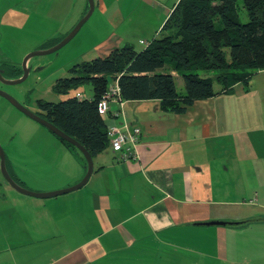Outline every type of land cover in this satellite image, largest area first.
<instances>
[{"label": "crops", "instance_id": "crops-1", "mask_svg": "<svg viewBox=\"0 0 264 264\" xmlns=\"http://www.w3.org/2000/svg\"><path fill=\"white\" fill-rule=\"evenodd\" d=\"M35 1L14 0L22 7L13 5L15 12L30 10ZM73 1L47 4L58 35L65 36L88 8L81 1L72 15ZM177 2L94 0L90 16L96 12L95 22L113 35L95 48L107 53L127 44L114 32L120 29L125 37L152 35L138 39L134 48L143 49L161 34ZM13 17V30L21 29L19 21L26 25L23 13ZM167 71L174 82L181 76ZM249 84L238 83L230 93L214 87L216 95L195 100L184 113L164 110L154 99L110 102L102 119L107 128L140 127L138 142L126 143L135 158L119 159L108 142L92 156L93 171L77 190L38 198L15 190L1 174L0 264H97L113 256L151 264H264V100ZM76 94L82 95L69 96ZM63 148L60 158L5 157L6 169L33 191L70 187L82 179L84 163ZM256 217L239 226L194 224Z\"/></svg>", "mask_w": 264, "mask_h": 264}, {"label": "trees", "instance_id": "trees-1", "mask_svg": "<svg viewBox=\"0 0 264 264\" xmlns=\"http://www.w3.org/2000/svg\"><path fill=\"white\" fill-rule=\"evenodd\" d=\"M240 1L247 15L244 22L236 0H178L161 34L143 49L124 44L104 56L75 63L69 69L71 76L58 78L52 90L65 95L89 83L92 97L38 101L42 116L94 156L108 144L97 102L111 77L119 75L124 100L154 99L173 113H184L195 100L216 95L215 82L226 93L238 83L247 86L254 73L264 69V0ZM167 69L181 75L183 94L177 92ZM210 71L216 72L214 78L201 75Z\"/></svg>", "mask_w": 264, "mask_h": 264}, {"label": "rangeland", "instance_id": "rangeland-1", "mask_svg": "<svg viewBox=\"0 0 264 264\" xmlns=\"http://www.w3.org/2000/svg\"><path fill=\"white\" fill-rule=\"evenodd\" d=\"M50 1L51 0H36L32 3L30 10L19 11L25 15L24 23L26 25H22V21H19L21 29L19 30L15 28V30H13L11 28L12 23L8 22L11 17L19 14V12H15L18 11V9L14 8L19 7V5H16L14 0H0V69L3 70L2 74L5 79H13L20 75L22 61L25 55L32 51H41L51 48L64 37L56 34L58 22L45 14L47 4ZM81 1L88 6L87 0H74L72 2L73 6H71L72 15L76 14L77 6L79 10L82 8ZM166 1L168 4H172L174 0ZM13 5L15 6L13 7ZM150 6L152 5L150 4ZM236 8L240 14L241 20L243 22L246 21L247 15L240 0H236ZM34 9L38 10L34 11ZM96 14L97 13L95 12L93 16H90V18H88L81 26L76 35L60 49L48 54L31 57L26 63L29 68L28 75L22 82L9 85L0 81V89L10 94L19 103L31 111L38 110V101L58 102L77 91L82 94L84 99H90L92 92L89 83H84L77 89L70 90L65 95L53 92L52 85L58 78L71 76L69 69L75 63L90 60L97 55L102 56L109 53H102L103 51L95 48L101 40L106 41L108 38L110 40L113 37L112 34H109V29L102 21L95 22ZM15 27H17V25H15ZM114 32L119 36L122 34L125 38L124 42L132 44L136 48L139 47L137 44L139 38L147 39L152 36H146L147 34H133L125 37L127 32H123L124 34L119 33L121 32L120 29L114 30ZM131 32L133 31H130V33ZM7 59L11 61L8 60L5 62ZM12 65H16L17 68L12 70ZM215 74V71L201 72V75L211 76L213 78ZM249 83L248 86L257 90V93L260 92V94H262V97L261 95L260 97L264 100V69L256 71ZM175 85L178 92H184L181 76L175 78ZM214 87L217 89L219 85L215 82ZM0 145L7 159L27 156L48 157L50 155L60 158L63 155L62 149H64L63 147L65 146L56 135L21 113L1 96ZM59 147H62L61 150H59ZM68 148L77 153L85 165V159L81 152L77 148L70 146ZM20 168L21 165L19 169ZM28 190L31 189L28 188ZM1 231L2 229H0V242L4 241L1 237ZM116 257L117 256H113V259L106 262L101 261L97 264H151L148 260L141 263L134 261L132 258L130 259L131 261L122 262L121 259H116Z\"/></svg>", "mask_w": 264, "mask_h": 264}, {"label": "water", "instance_id": "water-1", "mask_svg": "<svg viewBox=\"0 0 264 264\" xmlns=\"http://www.w3.org/2000/svg\"><path fill=\"white\" fill-rule=\"evenodd\" d=\"M88 1V10L87 12L78 20V22L72 27V29L55 45H53L51 48H48L46 50L41 51H32L25 55L22 61V73L16 78L13 79H5L3 76V70L0 69V81L4 84L14 85L22 82L28 75L29 68L27 67L26 63L27 61L35 56V55H41V54H48L51 52H54L61 47H63L65 44H67L79 31L81 26L85 23V21L90 17V15L93 12L94 9V0H87ZM0 96L6 99L12 106H14L17 110H19L21 113L29 117L30 119L34 120L35 122L39 123L40 125L44 126L46 129H48L50 132H52L57 137L61 138L62 140L70 143L75 148H77L81 154L83 155L85 159V173L80 181H78L76 184L64 188L59 189L55 191H49V192H35L28 190L27 188H24L20 184H18L16 181L12 179V177L8 174L6 166H5V154L4 151L0 145V172L3 175L6 182L15 190L27 194L30 196L38 197V198H46L51 196H57L60 194H64L73 190H77L81 188L88 180L90 174L93 171V159L90 153L82 146L76 139L70 137L63 131H61L59 128L51 124L49 121H47L44 117H41L37 113L29 110L27 107L23 106L21 103H19L14 97H12L10 94L6 93L5 91L0 89ZM260 217L251 218V219H243V220H209L205 222H198L194 223L196 225H207V226H239L246 224L248 222H254L260 220Z\"/></svg>", "mask_w": 264, "mask_h": 264}, {"label": "built area", "instance_id": "built-area-1", "mask_svg": "<svg viewBox=\"0 0 264 264\" xmlns=\"http://www.w3.org/2000/svg\"><path fill=\"white\" fill-rule=\"evenodd\" d=\"M119 75L111 77L105 93L97 102V111L100 117L105 118L110 109V102L115 101L119 104L122 103V96L120 93L119 83H118ZM82 95L76 94V97L81 99ZM141 134L140 127L134 126L132 128L128 127H108L107 128V137L108 142L111 147L115 150L119 151V159L127 160L129 158H135V151H133L132 146L126 145L127 141L136 144L138 142V138Z\"/></svg>", "mask_w": 264, "mask_h": 264}, {"label": "flooded vegetation", "instance_id": "flooded-vegetation-1", "mask_svg": "<svg viewBox=\"0 0 264 264\" xmlns=\"http://www.w3.org/2000/svg\"><path fill=\"white\" fill-rule=\"evenodd\" d=\"M21 73H22V70L20 71V75H21ZM14 107V106H13ZM38 107V106H37ZM33 112H35V113H37L38 115H40L41 117H43L42 116V112H41V110L38 108V110L37 111H33ZM6 166V165H5ZM8 172V171H7ZM9 174V173H8Z\"/></svg>", "mask_w": 264, "mask_h": 264}]
</instances>
